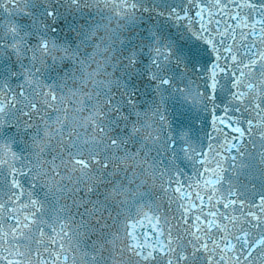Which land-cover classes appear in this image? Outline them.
<instances>
[{"label": "snow or ice", "instance_id": "snow-or-ice-1", "mask_svg": "<svg viewBox=\"0 0 264 264\" xmlns=\"http://www.w3.org/2000/svg\"><path fill=\"white\" fill-rule=\"evenodd\" d=\"M99 2L0 0V50L10 57L0 63V264H69L64 249L68 225L59 218L41 219V184L66 188L69 169L82 176L93 168L113 175L111 168L119 169L120 159L139 160L141 153L138 166L145 179L137 187L149 178L159 180V200L126 218L119 250L112 245L109 255L104 256L108 241L93 243L92 264H98L97 254L107 264H125L126 257L134 264H264V195L241 185L233 175L238 155L247 153L249 146L264 154V0H116L117 15L134 18L147 14L156 21L146 33L140 32L138 43L130 42L131 50L124 45L123 52L117 51L112 36L106 44L102 37L95 42V29L82 33L75 47L52 38L61 8L86 11ZM21 16L24 19H18ZM29 21L30 27H21ZM81 44H94L97 51L104 44L107 51L115 53L105 65L115 59L117 63L111 67L117 71L138 67L137 49L146 52L147 75L156 91L161 86L174 88L191 101L189 110L173 119L177 131L189 129L195 134L201 130L196 121L207 113L203 117V128L210 129L207 152L205 145L194 146L180 133L186 145L184 156L192 162L190 175L181 173L174 164L162 170L159 161L151 157L150 145L161 138L163 151L170 154L172 138L159 108L150 115L143 111L147 103L142 96L147 93L127 86L122 78L109 80L107 84L115 83L116 88L103 92L105 100L88 110L85 99L93 97L84 87L88 81L97 88L102 83L93 79L95 72L72 90L87 93L79 106L75 96L69 100L62 90L58 95L55 87L42 83L41 69L54 66L58 60L75 62ZM7 65H11L10 71H3ZM136 108L141 111L133 120ZM193 110L198 111L193 114ZM85 111L87 116L82 115ZM77 112L81 113L83 131L69 133V123L76 122ZM102 117L107 118V125ZM20 137L34 141L35 159L13 150ZM88 138L92 143L97 139L104 142L106 152L112 153L111 160L93 151L86 156L83 148ZM66 139L71 141L70 148L65 147ZM81 139L83 147L78 144ZM129 141L140 145L135 155L126 150ZM122 150L124 157L119 156ZM137 179L132 172L129 184ZM77 191L78 233L88 239L97 233L105 236L108 219H115L111 210L91 198L93 187ZM126 193L123 184H113V198ZM26 237L30 241L27 256L20 247Z\"/></svg>", "mask_w": 264, "mask_h": 264}, {"label": "water", "instance_id": "water-1", "mask_svg": "<svg viewBox=\"0 0 264 264\" xmlns=\"http://www.w3.org/2000/svg\"><path fill=\"white\" fill-rule=\"evenodd\" d=\"M114 26H116L117 28H118V32H117V36L120 38V42L122 43V42H125V43H127V45H129V49L131 50V47H132V45L130 44V42H136V43H138L139 41H138V37H139V34L140 33H138L137 35H135L134 37H131V38H129V37H126V38H124V39H121V33L123 32V31H133L134 29H135V23L134 22H130V23H127V24H123L122 22H114L113 20H111L110 21V23H109V27L110 28H112V27H114ZM143 27H144V25H142L141 24V29H142V31L141 32H147V29H148V27H144V29H143ZM65 38V37H64ZM86 51V53L87 54H89V51H88V48H86L85 50H84V52ZM139 54L137 55L138 57H137V61L136 62H140V61H142L143 59L145 60L146 59V57H147V60H148V55H147V53L146 52H138ZM140 55H143V59H140ZM63 66L64 67H66L64 64H63ZM49 67V66H48ZM148 71V70H147ZM62 75V74H61ZM1 79L3 78V77H0ZM143 78H144V76H143ZM142 78V79H143ZM146 78L147 79H149L150 80V77L147 75L146 76ZM139 80V79H138ZM10 83H18V81H15V82H13V81H9ZM149 88L151 89V91H152V93L153 94H155V95H157V96H159V92H162V93H167V95L168 94H170V96H169V98L168 99H166L165 100V103H167V102H171V101H178V100H184L188 105H190L191 106V102H190V100H187L186 101V98L184 97V96H182L181 94H180V92H178V91H175L174 93H171V91L172 90H174V88H165V87H163V86H161L160 87V89H159V91H156V85L155 84H153L151 81H150V83H149ZM163 101H161V98H159L158 99V101H157V103L155 104V106H157V105H159V104H161ZM154 106V107H155ZM198 111V110H197ZM134 120V119H133ZM204 132H205V129H201V130H199V131H197V135L199 136V137H202L203 135H204ZM195 138L198 140V137L197 136H195ZM26 242V240L24 241V243ZM23 243V244H24ZM22 244V245H23ZM21 245V246H22ZM20 246V247H21Z\"/></svg>", "mask_w": 264, "mask_h": 264}, {"label": "clouds", "instance_id": "clouds-1", "mask_svg": "<svg viewBox=\"0 0 264 264\" xmlns=\"http://www.w3.org/2000/svg\"><path fill=\"white\" fill-rule=\"evenodd\" d=\"M113 10H115V8ZM101 37L104 38V40L107 39V36L104 34H96L94 41L98 43ZM93 52L97 53L94 57H92ZM104 53H108V55H111V53L107 51L103 45H101V48L99 51L93 48L91 54L85 57L84 59H82V61H84V64H81L79 61V65L84 72L85 79L92 72H95L97 74L95 77H93V79H96L97 76L105 75L104 70H105V61H107V57L104 55ZM89 57H91V59H89ZM85 65H87V67H85ZM86 95L87 93H84L83 95H81V94L73 93L71 91L66 95V98L69 100H72L73 96H75V99L77 101V106H79V102L83 100Z\"/></svg>", "mask_w": 264, "mask_h": 264}]
</instances>
